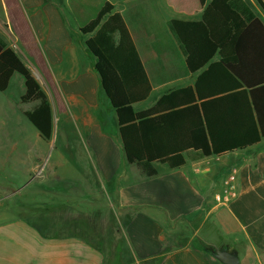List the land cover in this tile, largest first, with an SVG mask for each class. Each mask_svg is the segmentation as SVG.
<instances>
[{
    "label": "crops",
    "instance_id": "obj_1",
    "mask_svg": "<svg viewBox=\"0 0 264 264\" xmlns=\"http://www.w3.org/2000/svg\"><path fill=\"white\" fill-rule=\"evenodd\" d=\"M98 1L102 4L95 17L105 4H111L126 19L130 9L133 16L137 15V21L129 26L153 91L147 100L135 105L136 110L151 107L172 89L194 85L199 72L187 71L179 48L183 69L180 73H161L156 84L141 52L159 51V32L151 28L155 17L168 10L171 17L164 21L166 28L172 18L200 20L211 0ZM77 3L0 0V38L16 51L46 92L53 115L49 141L43 140L36 128L33 134L32 123L24 113L35 104L21 102L25 83L15 73L8 89L0 92V149L13 147L20 166L31 176L38 175L47 158L39 149V141L55 153L50 168L59 179H65V172H69L66 163L95 164L99 177L110 180L114 187L111 191L122 249L118 260L108 262L102 246L83 230L47 232L35 222L36 213L9 214L11 207L0 206V264H157L161 256L158 264H223L195 243L199 232L208 226L212 230H207L203 240L235 253L240 264H264V137L245 149L187 160L177 169L155 163L156 176H141L135 165L126 162L116 112L102 89L96 60L86 45L93 33L83 28L95 17L87 21ZM155 61L162 62L163 58ZM155 92L156 98L146 104ZM57 129L62 131L59 139ZM232 170L237 171L238 195L227 204H218L215 195ZM95 195L90 191L89 196ZM83 196L87 194L80 192L77 198ZM55 223L49 219L45 225L50 228Z\"/></svg>",
    "mask_w": 264,
    "mask_h": 264
},
{
    "label": "trees",
    "instance_id": "obj_2",
    "mask_svg": "<svg viewBox=\"0 0 264 264\" xmlns=\"http://www.w3.org/2000/svg\"><path fill=\"white\" fill-rule=\"evenodd\" d=\"M259 9L264 14V0H211L200 20H168L187 71L199 75L194 85L172 89L141 111L135 105L150 97L153 85L129 26L137 21L133 9L126 19L105 4L83 28L93 33L86 45L116 112L126 162L141 176H156L155 163L177 169L187 160L245 149L264 137V17ZM15 73L25 83L21 102L35 104L24 115L49 141V98L16 51L0 38V92L8 89ZM197 243L214 255L213 244L202 238Z\"/></svg>",
    "mask_w": 264,
    "mask_h": 264
},
{
    "label": "rangeland",
    "instance_id": "obj_3",
    "mask_svg": "<svg viewBox=\"0 0 264 264\" xmlns=\"http://www.w3.org/2000/svg\"><path fill=\"white\" fill-rule=\"evenodd\" d=\"M101 4L98 0H78L76 5L80 6L81 14L86 16L88 21L95 17ZM166 13L155 17L156 23L151 22L152 30L156 29L161 39L158 44L159 51L147 49L141 52L155 84L159 77L161 78V73H180L183 69L181 60H178V47L164 24L166 17H171L168 10ZM151 17H154V13H151ZM159 58H163V61L156 63L155 60ZM167 58H171V62ZM156 96L155 92L146 104L153 102ZM30 126L35 134L37 130ZM54 131L59 139L62 131ZM39 149L47 158L41 163L38 175L32 174L33 176L20 166L13 147L0 149V206L11 207L9 212L7 211L9 214L36 213L35 222L47 232L81 229L88 238L98 241L108 257V262L118 260L116 256L122 249L123 240L117 232L120 229L118 211L111 191L114 187L110 180L101 179L99 172L94 168L95 164L85 162L64 164L65 170L69 172H65V179H59L52 174L50 168L55 153H52V149L43 141H39ZM58 170L62 174L63 169ZM90 191L97 195L89 196ZM80 192L86 193L87 196L77 198ZM54 196L57 198H53ZM49 219L55 220L57 225L47 227L45 224ZM207 230H212L211 226L199 232V238L207 235Z\"/></svg>",
    "mask_w": 264,
    "mask_h": 264
},
{
    "label": "built area",
    "instance_id": "obj_4",
    "mask_svg": "<svg viewBox=\"0 0 264 264\" xmlns=\"http://www.w3.org/2000/svg\"><path fill=\"white\" fill-rule=\"evenodd\" d=\"M236 181V170H232L225 175L222 190L215 195V200L218 204H227L237 197L238 191Z\"/></svg>",
    "mask_w": 264,
    "mask_h": 264
},
{
    "label": "water",
    "instance_id": "obj_5",
    "mask_svg": "<svg viewBox=\"0 0 264 264\" xmlns=\"http://www.w3.org/2000/svg\"><path fill=\"white\" fill-rule=\"evenodd\" d=\"M214 256L223 264H240L236 254L214 245Z\"/></svg>",
    "mask_w": 264,
    "mask_h": 264
}]
</instances>
